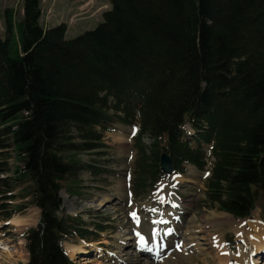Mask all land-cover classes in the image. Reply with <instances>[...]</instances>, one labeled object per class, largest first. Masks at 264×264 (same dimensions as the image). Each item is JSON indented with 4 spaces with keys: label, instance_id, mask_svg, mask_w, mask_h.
<instances>
[{
    "label": "trees",
    "instance_id": "obj_1",
    "mask_svg": "<svg viewBox=\"0 0 264 264\" xmlns=\"http://www.w3.org/2000/svg\"><path fill=\"white\" fill-rule=\"evenodd\" d=\"M96 29L66 39L41 24V0L8 11L0 39V155L13 147L41 210L28 264H72L62 247L80 220L58 214L62 181L78 168L65 152L93 151L118 119L141 118L135 191L161 178L162 152L203 165L182 140L186 123L214 141L207 198L247 217L264 195V0H110ZM148 135L152 143L142 141ZM79 141H77V139ZM6 152V153H5ZM1 172L8 167L0 164Z\"/></svg>",
    "mask_w": 264,
    "mask_h": 264
},
{
    "label": "rangeland",
    "instance_id": "obj_2",
    "mask_svg": "<svg viewBox=\"0 0 264 264\" xmlns=\"http://www.w3.org/2000/svg\"><path fill=\"white\" fill-rule=\"evenodd\" d=\"M110 7L109 0H41V24L45 28L65 24L67 27L65 38L72 39L88 30L96 29L104 21L103 11ZM8 11L13 12L16 21L20 20L24 14V0H0V38L6 36ZM139 123L141 125L139 115L130 124L116 122L115 125L121 127V132L110 125L109 131L102 135L103 146L93 151L65 152V155L74 156L80 164L75 171L76 174L66 177L62 182L63 205L60 216L76 217L80 219V224L85 226L84 229L86 228L82 234L76 233L64 242L66 249L77 246L86 251L80 253L79 248H73L77 251L74 255L69 249L74 262L130 264L127 258L130 252L135 250L132 243L137 237L132 236L131 232L138 228V223L133 220L130 213L135 212L139 218L145 217L147 227L151 226L153 217L164 218V209L157 200L165 183L168 184L165 185L167 189L183 198L182 201L173 193V196L180 200L176 209H181V213L179 217L172 218V222L164 221L167 228H172L171 237L178 238V232L182 233L185 226L191 225L196 229L200 244L198 249L196 246L192 247L197 252L194 250L193 256L189 259V254L181 245L182 247H179L181 255L185 256H172L169 258L170 264H227L232 262L231 259L234 257L238 264L239 258L247 260L250 256L255 260V256L263 254L262 248L259 249L264 243L263 194L251 216L243 218L220 210L217 204H211L206 194L209 177L193 178L189 171H186V177L195 181L193 183L187 182L183 177H180L181 183H175L176 180L165 177L154 192L151 191L154 189L151 186L152 182H148L147 192L141 195L133 193L132 183L138 177L139 161L142 156L138 149L137 136L129 138V133L133 127H139ZM186 129L192 131L189 125ZM96 130L101 131L99 127ZM143 139L149 138L145 134ZM205 151V167L198 172L199 175L206 170L210 171L213 164L211 145L205 146ZM6 152L7 157L0 155V162L9 170L7 173L0 172V204H6L0 206V247L8 248H0V264H26L29 261L26 236L31 228L37 227L40 209L33 204L34 184L31 179L26 177L20 181L14 173L15 168L22 166L23 163L19 162L12 147ZM193 173L197 175L196 170H193ZM118 185H121L120 193L116 190ZM122 187L125 191H122ZM109 193L116 197L104 199ZM122 193L126 195L120 196ZM7 195L11 198L6 199ZM8 221L11 223H6ZM140 226H145L143 218L140 220ZM152 229L153 227L149 229L145 226L144 230L149 232ZM240 231L244 234L245 239H242L244 243L239 240ZM119 239H123L124 243ZM246 244L254 245L251 248L255 247L248 252V257L242 255V251L247 252ZM192 248L189 247V250ZM226 252H229V255H225Z\"/></svg>",
    "mask_w": 264,
    "mask_h": 264
},
{
    "label": "bare ground",
    "instance_id": "obj_3",
    "mask_svg": "<svg viewBox=\"0 0 264 264\" xmlns=\"http://www.w3.org/2000/svg\"><path fill=\"white\" fill-rule=\"evenodd\" d=\"M123 185V184H122ZM121 187V185L117 186L118 192L120 193L121 190L119 189ZM122 191H125L124 188L122 187ZM125 193V192H123ZM120 194V196H124L126 194ZM161 195H163L165 197V199H170L171 198V203H173V206H169L165 211H164V220L165 222H172V218H176L179 217L180 213H181V209H176L177 205L180 204V200L177 199L175 196H173V193L169 191V189H167V187L165 186L161 192ZM111 197H116L115 195H113L112 193L107 194V196L104 199H110ZM118 197V196H117ZM242 225V223H241ZM156 228V227H155ZM155 228H153L152 230L145 231V226H140V232L139 235L137 237L134 238L133 241V247L135 248L134 251L130 252L129 257L127 258L128 262L130 264H170L169 258H171L172 256H183L184 254L181 255V249L177 248V246L175 245L178 241L172 243V238L171 235H168L172 228L168 227V228H164V230L161 231V229L163 228H158V232L155 233L154 230ZM168 229L167 232H165ZM176 231V230H175ZM196 229L192 228V226H185V228L183 229L182 233L179 234L178 236H180L181 240H182V246L183 249L186 250V253H188V259L191 258L193 256V251L195 250L197 252L196 249H198L199 247V237H197L196 235ZM158 233H160L161 236L158 235ZM240 234V233H239ZM259 243V242H258ZM257 246L258 247V244ZM176 246V247H175ZM181 246V247H182ZM196 246V249H193L192 247ZM189 247L192 248L191 250H189ZM1 248V247H0ZM8 247L3 246L1 249H6ZM73 248H79L77 246H70V251L73 252L74 255H76L77 251L75 252L73 250ZM264 251V243L260 245V248ZM80 249V253H84L86 252L84 249L79 248ZM166 249V250H165ZM170 249V251H169ZM152 253L159 254L158 259L155 261V257L152 254V260L147 259L146 256L149 257L148 251H150ZM79 251V250H78ZM161 251L163 253H161ZM79 253V252H78ZM170 253V255H168ZM185 256V255H184ZM178 257V258H179ZM237 261L239 263H241L240 261H242L243 263L241 264H249L247 263L246 259H242L239 258L237 259ZM255 264L261 263L256 257L254 260ZM264 264V263H262Z\"/></svg>",
    "mask_w": 264,
    "mask_h": 264
},
{
    "label": "water",
    "instance_id": "obj_4",
    "mask_svg": "<svg viewBox=\"0 0 264 264\" xmlns=\"http://www.w3.org/2000/svg\"><path fill=\"white\" fill-rule=\"evenodd\" d=\"M160 165H161V170L166 174H172L175 170L173 159L167 153L162 154Z\"/></svg>",
    "mask_w": 264,
    "mask_h": 264
},
{
    "label": "snow or ice",
    "instance_id": "obj_5",
    "mask_svg": "<svg viewBox=\"0 0 264 264\" xmlns=\"http://www.w3.org/2000/svg\"><path fill=\"white\" fill-rule=\"evenodd\" d=\"M130 215L132 216L133 220L136 222V223H139V217L137 216V214L135 212H131ZM6 223H11V221H8ZM137 235H139V233H137Z\"/></svg>",
    "mask_w": 264,
    "mask_h": 264
}]
</instances>
